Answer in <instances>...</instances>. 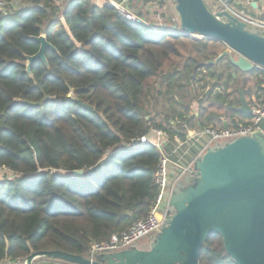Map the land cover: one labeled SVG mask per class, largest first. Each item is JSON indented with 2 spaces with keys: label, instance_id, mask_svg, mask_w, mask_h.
I'll return each instance as SVG.
<instances>
[{
  "label": "trees",
  "instance_id": "obj_1",
  "mask_svg": "<svg viewBox=\"0 0 264 264\" xmlns=\"http://www.w3.org/2000/svg\"><path fill=\"white\" fill-rule=\"evenodd\" d=\"M20 1L16 12L0 13V263L40 250L89 256L94 241L146 218L158 194L157 146H127L153 129L173 134L177 119L222 127L224 116L238 115L248 123L249 114L228 106L241 105L248 90L238 83L251 74L262 82L253 91L259 100L264 72H242L229 57L207 65L226 50L223 41L131 22L91 0L64 11L52 0ZM57 12L66 25L54 22ZM41 33L57 50L47 49L49 66L33 64L34 80L26 55L39 50L31 36ZM202 71L212 86L226 80V91L237 82L236 97L198 99L192 85ZM200 262L236 264L215 233Z\"/></svg>",
  "mask_w": 264,
  "mask_h": 264
},
{
  "label": "water",
  "instance_id": "obj_2",
  "mask_svg": "<svg viewBox=\"0 0 264 264\" xmlns=\"http://www.w3.org/2000/svg\"><path fill=\"white\" fill-rule=\"evenodd\" d=\"M184 34L223 41L228 49L207 65L229 57L242 72L264 67V27L250 24L228 9L212 11L204 0H171ZM40 44L26 55V71L47 49L57 50L46 33L31 36ZM241 105L228 106L252 115L244 91ZM84 106L93 107L81 100ZM225 127H227L225 123ZM76 170L74 174H83ZM136 218V216H134ZM219 234L236 264H264V131L218 140L197 156L173 187L165 220L148 243L137 242L93 258L64 250H40L24 257L23 264L45 258L69 264H201L202 247ZM144 238V237H143Z\"/></svg>",
  "mask_w": 264,
  "mask_h": 264
},
{
  "label": "built area",
  "instance_id": "obj_3",
  "mask_svg": "<svg viewBox=\"0 0 264 264\" xmlns=\"http://www.w3.org/2000/svg\"><path fill=\"white\" fill-rule=\"evenodd\" d=\"M54 5L60 10H65L74 0H52ZM97 5H107L115 8L125 19L131 22H147L154 28H171L178 33H183L175 24L169 22L164 17L167 9L162 11L163 0H91ZM16 0H0V13L8 14L9 9L16 8ZM254 0H219L221 4L217 9H228L240 19L260 27H264V6L257 12L249 11ZM142 4H145L143 6ZM158 5L152 10H148L151 6ZM140 6V7H139ZM148 6V7H147ZM167 6V5H166ZM145 8V10H144ZM12 9V10H13ZM251 10V9H250ZM156 14L152 16V14ZM177 15V14H176ZM65 20V18H64ZM174 26H171V25ZM199 38V35H193ZM258 70L264 72V67L258 66ZM264 83L261 97L252 107L251 120L248 123H238L233 127H217V126H193L187 120L177 119L174 121L175 132L170 134L161 129L152 130V138L145 135L138 139H134L127 147H136L152 141L161 153L160 161L155 170L154 179L158 186V194L152 209L146 218L136 219L129 229L123 233H114L107 240L94 241L91 245L89 257H94L98 253L116 251L127 247L139 239L158 231L162 226L169 207L170 198L173 187L177 180L192 166L195 159L210 144L225 138L240 136L254 132L257 129L264 131ZM24 258L12 260L4 259L9 264H23Z\"/></svg>",
  "mask_w": 264,
  "mask_h": 264
},
{
  "label": "rangeland",
  "instance_id": "obj_4",
  "mask_svg": "<svg viewBox=\"0 0 264 264\" xmlns=\"http://www.w3.org/2000/svg\"><path fill=\"white\" fill-rule=\"evenodd\" d=\"M151 1V0H150ZM206 5L210 8V9H217L221 4H219V0H204ZM16 8L15 9H9L11 11L8 12V14H11V13H14L16 12L17 10H19L20 8L23 7V4L21 3L20 0H16ZM143 6H145V4H142ZM159 5H162V8H159V9H162V11L164 10V8L167 9V13L165 14L164 13V17L169 20V22L171 23H174L175 21V24L176 23H179V18H178V15H176V12H175V8H174V5L171 4L170 0H163L161 3L159 2ZM167 5V6H166ZM158 5H154V6H151L150 8H148V10H152L153 8L157 7ZM140 7V6H139ZM148 7V6H147ZM145 10V8H144ZM249 11H253V10H250ZM55 17H54V22H62L63 24L66 25V21L64 20L63 16L61 15V13L58 14H54ZM156 14H152V16H154ZM48 24H50V22H48ZM171 26H174L173 24ZM175 32V31H174ZM192 37V36H191ZM194 38V37H193ZM200 38V37H199ZM186 51V49H185ZM179 59H175V57H173L170 61H168L164 67V69H168V66L171 62L173 61H178ZM174 63V62H173ZM172 65V64H171ZM170 65V66H171ZM207 72L206 71H202V73L199 75V78H198V82H196L195 84L193 83L192 85V93L195 94V96H197L198 99H201L202 97L203 98H207L208 96H210L211 93H213L214 95H216L218 93V90H216V85L212 86V84L216 81V80H212V79H208L207 77ZM248 78H255L253 80H241L242 84L241 83H238V88H242L245 86V88L248 90V92H253V91H256L257 88H258V84L260 83V86L262 85V82H259V79H257L253 74H251V76L247 75ZM159 82V80H158ZM222 85L219 86V89L223 92V93H228L229 91H231V95L233 97H236L235 93L233 94L232 92L235 91V84L237 82H229V90L226 91V80H222L221 81ZM157 84V83H156ZM261 90V88H260ZM196 126V125H194ZM3 175V170H0V178L1 176ZM157 231H154L152 232L151 234H148L146 235L144 238H141L137 241V243L139 244V246H143L144 244L148 243V241L150 240V238L156 233ZM100 254V253H98ZM97 255V254H96ZM40 261V260H38Z\"/></svg>",
  "mask_w": 264,
  "mask_h": 264
},
{
  "label": "crops",
  "instance_id": "obj_5",
  "mask_svg": "<svg viewBox=\"0 0 264 264\" xmlns=\"http://www.w3.org/2000/svg\"><path fill=\"white\" fill-rule=\"evenodd\" d=\"M170 2H171V0H170ZM171 4H173V3L171 2ZM263 6H264V0H254V3H253V5L251 6L250 9L253 10L254 12H257ZM258 17L264 18L263 15H258ZM227 49H228V47L226 48V50ZM209 78L210 77H208V79ZM210 79L214 80L213 78H210ZM253 79H255V78H249L248 80H253ZM219 86L220 85H217L216 86V90H218V92H222L219 89ZM229 92H231V91H229ZM210 97H214V94H212ZM245 97H246L248 103L250 104V106L253 107L254 104L257 101V98H256L254 92H248L247 93V96H245ZM229 99L232 100L233 99V96L231 95ZM235 106H238V105L235 104ZM195 115L196 116H199L200 115L198 108H195ZM250 116H252V115H250ZM241 119H242V117H240L238 115H235V116H224L223 123H224V126H225V123H226L227 126L233 127V126L237 125L238 123H245ZM196 123H197L196 125H198V126L200 125L197 120H196ZM206 126H216V125L210 124V125H206ZM224 126H222V127H224ZM0 264H9V263L7 261H2ZM37 264H69V263H66V262H63V261H59V260L46 259V260H43L41 262H38Z\"/></svg>",
  "mask_w": 264,
  "mask_h": 264
}]
</instances>
